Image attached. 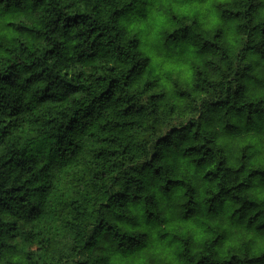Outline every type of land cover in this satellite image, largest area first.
<instances>
[{
  "label": "clouds",
  "instance_id": "clouds-1",
  "mask_svg": "<svg viewBox=\"0 0 264 264\" xmlns=\"http://www.w3.org/2000/svg\"><path fill=\"white\" fill-rule=\"evenodd\" d=\"M96 2L22 0L28 27L0 24V95L24 109L0 106V155L31 164L23 199L0 186V264H264V0ZM73 11L87 23L54 19Z\"/></svg>",
  "mask_w": 264,
  "mask_h": 264
},
{
  "label": "trees",
  "instance_id": "trees-1",
  "mask_svg": "<svg viewBox=\"0 0 264 264\" xmlns=\"http://www.w3.org/2000/svg\"><path fill=\"white\" fill-rule=\"evenodd\" d=\"M22 0H7V3L3 5V10L0 11V24H6L8 28H12L16 31H20L28 27V25L20 24L19 17L24 15L23 9L21 8ZM81 2L87 6L91 0H81ZM72 4H66L65 7H72ZM99 7V0L96 3H93V9ZM90 13L84 11H73L69 12L64 16H55L54 19L67 30H72L78 27L79 25L87 23L85 17L89 16ZM76 37H83V39L88 40L91 39V46L96 48H101L103 46V40L101 39L104 36L103 31H99L97 28L89 26L86 32H76ZM96 52H90V56H96ZM10 68L14 67L13 65H9ZM101 69V77L98 79L104 78L108 80L109 89H111L112 85L117 81L118 77L111 76L110 74L116 69V65L112 64L108 67L107 74L104 72V66L99 65ZM18 75V74H15ZM33 75L28 76L26 79L31 83H35L33 80ZM83 75V73H81ZM16 83V79H14V73L5 70L4 72H0V89L5 87L14 86ZM49 85H43V90L37 89L39 92L38 100L44 99L45 97L51 98L53 93L48 91ZM27 91V89L25 90ZM104 91H108L105 89ZM103 95V92L101 93ZM114 94V93H113ZM6 95V94H5ZM18 99V98H17ZM0 106H6L4 108L5 115L7 117L18 116L20 112L24 111L22 106L16 102V99L12 101H8L4 98V96L0 95ZM131 105L126 102V114L129 116L128 121H124L123 123L117 121L115 124L111 126H104L99 129V133L103 136V141L105 145H109L110 154H114L115 151H118L117 145L121 143L122 137L124 135L125 129L130 128L131 125L136 123L137 118L139 117L138 112L127 113V108H130ZM142 107V106H141ZM77 111L79 109L77 108ZM46 120L51 122L52 120L57 119L56 116H52L50 114H45L44 117ZM34 119L39 120L40 117L37 116ZM72 119L75 120L76 117L72 116ZM11 123V120H9ZM7 128V125H5ZM96 135V133H93ZM192 148V156L197 160L203 159V153L197 150V146L195 144L190 145ZM22 151V150H20ZM17 150H13V154L8 155L5 158L3 155H0V186L7 185V187H3L2 190L7 193L9 190L12 191L15 195L20 196L23 199L27 195V190L25 185L28 183L24 176L26 175V171L31 169V164L26 161L21 155L16 154ZM23 180V182H21ZM0 202L2 199H0ZM242 206V205H241ZM190 211L189 209H185L184 212L187 213ZM253 211L252 209L249 210ZM185 219H187V215H184ZM165 221L162 219L160 223H164ZM166 235V234H165ZM179 238V237H177ZM187 242V241H186ZM214 264V262H212Z\"/></svg>",
  "mask_w": 264,
  "mask_h": 264
}]
</instances>
